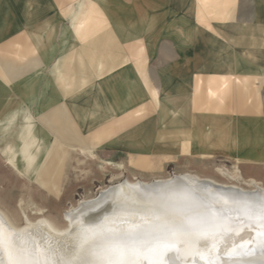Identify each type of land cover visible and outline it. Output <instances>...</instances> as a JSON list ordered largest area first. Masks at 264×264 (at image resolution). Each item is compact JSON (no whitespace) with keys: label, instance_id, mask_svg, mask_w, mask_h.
I'll return each mask as SVG.
<instances>
[{"label":"rangeland","instance_id":"rangeland-1","mask_svg":"<svg viewBox=\"0 0 264 264\" xmlns=\"http://www.w3.org/2000/svg\"><path fill=\"white\" fill-rule=\"evenodd\" d=\"M144 1L146 5L138 6V0H0V117L23 107L52 146L30 177L13 170L0 153V212L16 229L30 227L41 246L42 237L49 236L38 229L41 221L66 231L71 224L65 212L125 180L149 183L192 174L244 190L252 189L253 181L264 187V44L262 52L248 53L245 46L254 33L247 27L252 24L241 21L237 33H222L211 21L218 11L216 0L202 5L199 0ZM187 1L194 13L189 20L184 17ZM222 2L223 15L235 8L243 19L250 18L249 0ZM139 7L145 16L136 14ZM116 27L121 32L112 33ZM218 43L228 49V63L217 54ZM239 44L244 47L234 48ZM209 47L216 55L208 53ZM203 60L230 63L234 70L204 72ZM164 78L180 91L169 95L170 102L187 109L160 121L153 91L162 87ZM221 80L229 88L208 96L205 85ZM131 83L127 93L125 86ZM188 83L203 88L196 92L191 86L183 94ZM48 101L49 107L44 105ZM56 115L69 118L81 145L66 144L53 135L48 124ZM208 119L225 120L210 138L224 140L226 133L245 132L247 139L201 147L194 132ZM91 122L94 130L108 133H94L87 125ZM235 233L226 232L223 239ZM183 237L159 246L173 249L167 251L171 259L167 253L164 257L168 264L191 259L222 264L224 252L235 248V241H228L226 249L216 248L222 238L215 236V243L201 244L198 250ZM214 248L220 256L212 255ZM3 253L0 249V259Z\"/></svg>","mask_w":264,"mask_h":264},{"label":"bare ground","instance_id":"bare-ground-1","mask_svg":"<svg viewBox=\"0 0 264 264\" xmlns=\"http://www.w3.org/2000/svg\"><path fill=\"white\" fill-rule=\"evenodd\" d=\"M170 183L177 189H195L194 201L181 202L174 208L176 214L191 221L194 234L200 232H208L209 234L215 233V236H219L220 239L222 238V241L219 240L215 246L218 249L227 248L229 244L228 241H235V243H232L235 248L231 250L228 248L229 251L227 250V252H224L223 257L221 256L223 258L222 264H261V248L258 246V242L264 239V236L261 235V233H264V221H262L259 216V203L261 194L264 193V187L258 185L254 181L251 183L252 189L244 190L237 185L220 184L213 180L200 178L192 174L174 175L169 179H159L149 183L142 181L129 182L125 180L105 188L93 199L81 201L76 207L65 212V216L69 218L71 224L70 229L58 231L54 226L48 223V221H41L38 229L41 228L44 233L52 236L54 239H58L65 237L62 235L63 233H71L73 229L78 230L81 226L87 227L99 224L103 222L105 218H112L115 221L110 224L109 227L123 228L125 225L119 226L121 224L119 223L120 219L125 220L129 218L131 222H136L140 214L137 212V209L153 207V202L162 193L167 192ZM133 213L136 214L133 215ZM0 217L6 218L2 212H0ZM29 228L30 227L16 229L12 226L13 231L23 234L26 238L29 236L32 238L33 234L31 236ZM229 231L236 232L235 237L223 239V235ZM228 235H230V233ZM43 237L46 236L44 235ZM184 238L183 236H179L171 240L177 243V241L184 240ZM193 239L194 236H187L186 240L192 241ZM216 239L217 237L214 239H201L199 244L192 242H190V244L199 250L198 247H200L201 244L203 246L206 244L209 245L212 242L215 243ZM183 244L182 246L184 247L185 245ZM210 246L211 245L208 247ZM164 247L159 249V251H164ZM177 247L182 249L183 252V248H181L180 245ZM216 248H214L213 254L210 253L213 256L215 254H219L220 256L221 253L218 252L219 250H216ZM168 249L173 250L170 247ZM174 250L177 251V249ZM198 250L195 249L194 252L196 251L195 253L198 254ZM250 250H254L253 254H245ZM186 251L185 253L187 254L188 251ZM178 252L181 253L179 250L175 253ZM185 253L181 256L184 257L183 255H186ZM236 253H239V255ZM178 255L176 257H178ZM149 256L155 257L156 250L149 253ZM168 257L171 259V256L168 255ZM177 260L174 262H177ZM198 261L200 264L202 263V260L201 262L200 260ZM178 263L179 262H177V264ZM181 264H184V262H181ZM186 264L197 263L195 260L191 259V261L186 262Z\"/></svg>","mask_w":264,"mask_h":264},{"label":"snow or ice","instance_id":"snow-or-ice-1","mask_svg":"<svg viewBox=\"0 0 264 264\" xmlns=\"http://www.w3.org/2000/svg\"><path fill=\"white\" fill-rule=\"evenodd\" d=\"M194 192L195 189H177L170 183L167 192L153 202V207L137 209L140 214L136 222L120 219L119 223L125 227L113 228L109 225L114 219L105 218L99 224L63 233L64 240L42 237L43 246L30 236L26 238L13 231L8 219L0 217V249L4 252L0 264H168L164 257L169 249L159 251L162 243H170L178 236H194L190 242L196 244L201 239L215 238V233L194 234L191 221L174 212L177 204L194 201ZM259 216L264 221V193L260 197ZM258 246L261 264H264V239ZM153 250L156 256L150 257Z\"/></svg>","mask_w":264,"mask_h":264},{"label":"crops","instance_id":"crops-1","mask_svg":"<svg viewBox=\"0 0 264 264\" xmlns=\"http://www.w3.org/2000/svg\"><path fill=\"white\" fill-rule=\"evenodd\" d=\"M178 0H172V2H176ZM206 0H199L200 4L202 5ZM139 4L138 6L146 5V1L144 0H138ZM220 2L223 4L222 0H216V5L218 8L216 11V14L212 15L214 17L213 22L217 23V28L219 31H222V33L228 29L229 31H237L241 30L242 27L237 25L238 22H250L252 25L247 27L250 29L254 34H251V37H254V40L249 44H246L245 48L248 50H251L250 55L253 56L254 53L257 54L261 50L262 45L264 44V0H249V6H250V18L249 19H243V17L240 14H237V11L234 9H230L231 14L229 16L223 15V12L220 13L224 8H221ZM247 4V6H248ZM190 5L189 1L186 2V14L184 17L186 20L192 19L194 17V13H192V9L190 7V10L188 9V6ZM236 5V4H235ZM140 13L139 16L143 17L145 16L142 10L140 11V7L137 9L136 14ZM142 13V14H141ZM201 14V12H200ZM200 16V15H199ZM202 16H207V13L203 12ZM205 29V30H204ZM203 31L206 33V28H204ZM191 31V29H190ZM114 32H121V29L119 28H113L111 31ZM236 32V33H237ZM204 33V34H205ZM221 33V32H220ZM210 33L205 34L206 36ZM220 35V34H219ZM209 38L212 39L211 35H209ZM260 40L262 41L260 43ZM220 44V43H218ZM238 45V44H237ZM235 45L234 48L237 49V47H244L243 44H239V46ZM220 47H218L217 54L224 60V63H228L230 61V53H228V49L225 45L220 44ZM227 50V51H226ZM206 51V50H205ZM209 54L216 55L215 50H211L210 47L207 50ZM206 51V54H207ZM215 51V52H214ZM262 52V50H261ZM253 53V54H252ZM255 60V58H254ZM196 63V61H193ZM201 62V68L204 72H210V73H220L222 71L226 70H234L232 66H229V64H225L226 66H223L222 63L219 65H215L212 62L207 61H200ZM200 62L197 61V64L199 65ZM259 59H256V64H258ZM173 70H176V68H171ZM238 83V81H235ZM162 87L155 89L153 91V94L158 96V102H159V110H160V121H163L166 119V117H175L176 113L178 111H183L187 109L186 105L179 106H173V104L170 102L171 98H169V95H173L177 93L179 90L174 87V85L168 83L166 79H163ZM240 84V83H239ZM239 84H236L235 87L239 88ZM133 83L129 84L128 86H125V90L128 93L130 89L132 88ZM191 86H193V90L196 92L203 88L199 84H192L188 83L186 85V88L184 87L182 92L183 94H188L190 91ZM229 88V84L226 80H221L220 82L215 83H207L205 85V92L208 96L213 97L218 95L219 93L223 94L225 90ZM181 93V94H182ZM180 94V91L178 92ZM27 95V94H26ZM29 95V94H28ZM27 95V96H28ZM242 94H239V99L241 98ZM45 106L49 107V101L44 103ZM105 104L102 103L101 106H104ZM106 108V107H105ZM94 107L91 109L93 110ZM92 112V111H89ZM76 113V112H75ZM90 114V113H89ZM110 115V114H107ZM225 120L217 119V120H203L201 123L206 126H200L199 123L197 124L196 130H195V136L198 137V142H196L201 147H210V146H223L228 143H236V141H239L242 143V141H245L247 139L246 133L238 135H229L226 133V136L224 140L218 139V138H210L211 135L217 133L218 126L222 124ZM205 122V123H204ZM72 122L69 121V118L62 117L60 115H56L54 118V121H51L49 123V126H52L55 130V132H52L53 135L56 136L58 140L61 142H64L66 144L71 145H81L83 141L81 140L80 135L77 133L76 128H74L72 125ZM47 125V127H48ZM88 128L94 131V133H98V135H103L108 133L106 129L104 128L99 129L97 128L94 130L95 126L91 122L88 124ZM85 125V127L87 126ZM192 125H194L192 123ZM220 131V130H219ZM218 131V132H219ZM93 133V134H94ZM209 135V136H208ZM201 138H205L204 140H200ZM191 141H195L193 138ZM52 146L50 145V139L48 135L38 128L34 121L30 118L28 113L23 107L18 108V110H12L11 112L3 115V117H0V153L3 157L6 158V164L10 166L13 170L18 172L19 174L23 176L30 177V175L33 174L35 169L37 168L38 164L41 163V160L45 158V155L48 153V150ZM51 164V163H50ZM49 164V165H50ZM48 165V167H49ZM21 168V169H20Z\"/></svg>","mask_w":264,"mask_h":264}]
</instances>
